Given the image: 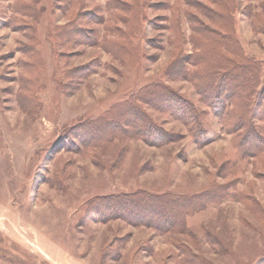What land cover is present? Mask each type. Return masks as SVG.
<instances>
[{
	"label": "rangeland",
	"instance_id": "374dc122",
	"mask_svg": "<svg viewBox=\"0 0 264 264\" xmlns=\"http://www.w3.org/2000/svg\"><path fill=\"white\" fill-rule=\"evenodd\" d=\"M239 1L234 37L264 61V34L251 24L264 0ZM185 10L203 18L185 0H0V264H264V158L238 159L210 112L214 137L202 146L153 108L160 100L152 96L141 108L178 140L84 145L71 135L159 81L204 108L192 83L163 74L181 34L183 51L192 50ZM170 15L179 31L167 28ZM70 28L83 36L68 41ZM227 181L230 193L187 213L181 233L95 213L123 205L100 200L107 196L196 199ZM186 249L192 259H184Z\"/></svg>",
	"mask_w": 264,
	"mask_h": 264
},
{
	"label": "trees",
	"instance_id": "16d2710c",
	"mask_svg": "<svg viewBox=\"0 0 264 264\" xmlns=\"http://www.w3.org/2000/svg\"><path fill=\"white\" fill-rule=\"evenodd\" d=\"M185 1L190 8L194 6L203 18L185 10V18L193 31L187 38L192 50L189 53L183 51L181 44L184 37L181 34L177 57L163 74L168 80L181 78L192 83L204 108L159 81L143 86L132 94L131 102L107 109L101 119L82 121L78 128L72 129L71 135L84 145L111 142L114 138L129 136H137L158 146L178 140V135L172 140L173 137L151 122L150 116L141 108V104L155 102L149 98L152 96L160 100V103L150 105L182 122L188 135L198 145L202 146L214 137L213 128L205 118L208 111L221 121V129L231 135L238 159L261 161L264 158V61L248 56L234 37L233 19L236 12H239L240 1L203 0L207 4L202 3V0ZM176 7L170 9L175 10ZM133 13L136 18H140L137 11ZM179 21L175 15H170L167 28L179 31ZM251 24L257 32L264 34V14L252 16ZM133 26L139 28V22ZM70 29L65 32L68 41L78 34L83 36L75 28ZM90 69L80 74H88ZM224 168L225 165L218 172L223 174ZM233 182L212 185L210 190L199 193L196 199L184 194L178 196L165 193L156 196L142 191L125 196H107L100 200L108 203L119 200L123 205L116 207L111 204L102 212L95 208V213L105 216L108 212L111 217L115 215L131 224L146 225L167 234L181 233L185 230L187 213L196 212L205 204L219 202L230 193L228 188ZM183 257L192 259L191 252L186 249Z\"/></svg>",
	"mask_w": 264,
	"mask_h": 264
}]
</instances>
